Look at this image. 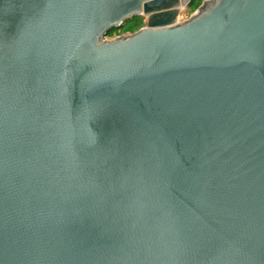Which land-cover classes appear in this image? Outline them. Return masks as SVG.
I'll list each match as a JSON object with an SVG mask.
<instances>
[{
  "label": "water",
  "instance_id": "95a60500",
  "mask_svg": "<svg viewBox=\"0 0 264 264\" xmlns=\"http://www.w3.org/2000/svg\"><path fill=\"white\" fill-rule=\"evenodd\" d=\"M192 2L0 0V264H264V0Z\"/></svg>",
  "mask_w": 264,
  "mask_h": 264
},
{
  "label": "rangeland",
  "instance_id": "374dc122",
  "mask_svg": "<svg viewBox=\"0 0 264 264\" xmlns=\"http://www.w3.org/2000/svg\"><path fill=\"white\" fill-rule=\"evenodd\" d=\"M203 1L204 0H194V2L191 3L190 5L188 6L185 5L181 9L180 17H179L180 20L184 21L188 19L194 12L198 11ZM145 23H146V16L141 15L138 18H135L134 20H131V21L129 20L125 22V24H123L121 27L114 28L113 30L109 31V33L106 35V38L112 39L119 35L133 33L134 31L143 27Z\"/></svg>",
  "mask_w": 264,
  "mask_h": 264
},
{
  "label": "trees",
  "instance_id": "16d2710c",
  "mask_svg": "<svg viewBox=\"0 0 264 264\" xmlns=\"http://www.w3.org/2000/svg\"><path fill=\"white\" fill-rule=\"evenodd\" d=\"M193 2H194V0H193ZM193 2H192V3H193ZM139 16H141V15H139ZM139 16H135V17L131 18L130 21H131V20H134L135 18H138ZM128 21H129V20H128ZM112 30H113V29H112Z\"/></svg>",
  "mask_w": 264,
  "mask_h": 264
}]
</instances>
